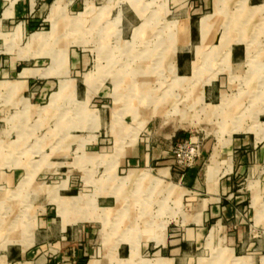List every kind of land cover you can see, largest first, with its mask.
I'll return each instance as SVG.
<instances>
[{
	"label": "rangeland",
	"instance_id": "1",
	"mask_svg": "<svg viewBox=\"0 0 264 264\" xmlns=\"http://www.w3.org/2000/svg\"><path fill=\"white\" fill-rule=\"evenodd\" d=\"M175 1L44 0L39 15L49 22L33 32L40 34L37 39L32 33L0 35V84L16 80L2 73L14 62L16 73L24 68L52 72L30 78L22 89L13 85L0 91V264H8L5 250L29 249L40 232L48 244L32 264L39 257L46 260L38 264H49L54 253L58 264H168L154 262L153 246L157 239L186 243L184 230L192 228L196 217L192 203L204 193L182 194L177 205L181 192L175 187L177 196L164 199L165 187L136 181L142 169L129 166L136 153L130 149L150 141L165 143L171 151L183 134L199 142L200 157L208 145L205 160L216 154L220 161L229 137L253 133V153L236 150L234 158L249 154L250 164L261 158L264 0ZM179 11L211 17L203 27L199 23L201 42L188 78L176 74V52L187 44L189 31L187 22L177 23ZM232 44L246 48V56L229 59ZM193 54L191 50V58ZM73 55L79 60L77 69ZM89 79L94 87L86 102L81 83ZM70 82L78 86L77 94ZM171 161L170 182L182 185L197 161L183 171L174 166L173 156ZM206 171L212 174L211 168L199 170L202 180ZM260 176L236 178L229 199L232 212L208 215L200 245L183 248L186 258L178 264H264ZM111 193L121 197L119 225L113 224L115 213L106 224L99 219L105 206L99 198ZM91 217L99 222H87ZM43 219L54 222L44 229ZM60 219L75 223L72 233L60 234ZM164 222L165 232L154 230ZM82 229L87 237L80 236ZM118 244L125 248L124 258L130 245L124 262L114 253Z\"/></svg>",
	"mask_w": 264,
	"mask_h": 264
},
{
	"label": "crops",
	"instance_id": "2",
	"mask_svg": "<svg viewBox=\"0 0 264 264\" xmlns=\"http://www.w3.org/2000/svg\"><path fill=\"white\" fill-rule=\"evenodd\" d=\"M44 0H0V35H5L4 32L10 31L12 33L13 37L17 36H23L26 34H30L31 36L34 35H40L38 33H33L35 30L38 29V27L41 25L42 22H49V19H41L40 12L46 7V4L43 2ZM179 1V0H178ZM176 0V4L178 3ZM264 2V1H263ZM250 1H249V5ZM39 8L37 13L32 15L36 8ZM195 12H198V10H195ZM192 13L191 15L184 11L180 12L177 15L178 21L177 23L181 24L183 22L188 23V37L186 41V45L184 47H181L176 52L175 57V65H176V74L180 77H186L188 78V73H192V63L195 60V48L200 45L201 42V36L199 32V22L202 18L207 16H200V17H193L196 13ZM212 16V15H209ZM136 18H138L136 16ZM195 19H198L197 21V27L195 26ZM215 19V18H214ZM15 35V36H14ZM210 39H207L208 46L210 44ZM233 45V44H232ZM191 50L194 51L193 58H191ZM77 55H73V62L74 66L73 69L78 68V58H76ZM246 56V48L242 49L239 45H233L230 47L229 52V59L233 61H239L242 58ZM0 65H1V59H0ZM31 73H30V72ZM9 73L11 76H15V81L12 83H4L0 84L1 88L0 91L6 87L13 86L18 87L19 89L25 87V84L29 82L30 78L33 77H42V76H48L52 75L51 70L49 69H27L24 68L21 70V72H17V63H11L9 65H6V68L3 69L2 73ZM26 72V73H24ZM44 73V74H43ZM43 74V75H42ZM89 77H91V74H87ZM91 82V83H90ZM264 82V81H263ZM81 85L85 88V101L88 102L91 98L92 88L94 87V83H92L91 79H89V83L84 82L81 83ZM77 85H74L73 82L69 83V88H74L73 93L77 94ZM117 87H115L114 84V90H116ZM18 89V90H19ZM6 90V89H5ZM11 93V92H10ZM113 97H115V93L112 94ZM115 100L117 98L115 97ZM134 130V129H133ZM263 132V131H262ZM133 133V131H132ZM262 134V133H261ZM259 135V134H258ZM133 136V135H132ZM257 135H254L253 133H249L248 136L244 138H234L229 137L226 141V146L222 147L219 153H223V158L220 156V161H217L216 154L209 155V159L205 160V157L209 154V146L203 147V152L201 154L200 159L197 161L196 165L184 174L183 183L182 185H173L171 184L170 180L172 178L173 171L172 168V156L170 152V146L162 143V142H150L146 141L145 144H140L138 148L136 149H130L131 152H136L133 156H131V160L128 162L129 166L132 165L134 168H139L142 170H137L139 174L135 175L136 181H138L139 184L143 182H148L154 186L161 185L165 187L164 194L166 197L164 199H171L173 196H177V193L175 192V187H178L181 195L174 201V203L179 204L180 198L183 194V196H196L198 192H203V196L201 199H198L196 202L192 203L193 205V214L196 216L195 221L192 225V228L185 229L184 232L186 233V236L189 238L186 240V243L182 244H174L176 241H168L166 239L158 240L156 241L155 245L153 246L155 248V254L156 258L154 262L157 260H164L168 264H178L183 263L185 261L186 255L181 252L183 248H188L190 246H198L200 245V240H202L205 231H206V220L208 215H213L215 212L217 215H229L230 212H232V207L229 204V199L233 196L231 191L233 190L234 183L236 178L241 175H243L247 179H253L254 177H264V158H263V148L257 149L258 153L260 154V159L257 160L255 163L250 164L249 161H247L249 158V154H247V159H241L237 160L234 158V153L236 150L241 149H249V153H253V151L256 149V137ZM261 136V135H260ZM185 136L183 134L177 135L175 138L176 142L184 140ZM127 150V149H125ZM256 152V154H258ZM208 161V164L206 162ZM206 167V170H209L211 168L212 174L206 171L207 176H205V179L202 180L200 177V168ZM155 172V176H150V172ZM131 171H129L130 173ZM132 174V172H131ZM144 177L142 181H139L141 177ZM142 177V178H143ZM210 177V179H209ZM209 179V180H208ZM115 194V193H114ZM111 193L110 195H103L99 200L102 201L105 206L100 209V220L103 224H106L109 221V218L112 214L115 216L117 215L116 219L114 220L115 225L121 224V212L118 211V204H120V198L119 196L114 195ZM178 194H180L178 192ZM73 198V197H69ZM68 198V199H69ZM168 199V200H169ZM238 197H235V200H237ZM172 200V199H171ZM171 205L173 203L171 202ZM87 222L89 223H95L99 222V219H95L94 217H91ZM61 220V219H60ZM67 220V219H66ZM54 221H48L46 219L41 220V224L44 225V229L46 225L52 224ZM54 224V223H53ZM65 224V225H64ZM75 224V223H74ZM70 220H67L66 223L64 220L60 221V227L59 231L60 234L64 235L67 234V232L72 233V227L76 226L74 225ZM113 227V225H111ZM168 228L167 223H161L158 226L156 225V228L154 230L156 231H162L165 232ZM117 230V228H116ZM179 231V229H177ZM180 231H183L180 229ZM44 233V232H43ZM41 232L38 233V238L35 244H32L29 249H25L27 246H25L23 249H13L12 247L5 250V261L8 264H32L34 263V260L38 257V255L41 253L42 249L47 247L48 242L46 239L41 236ZM80 236L87 237L88 233L85 230H80L79 232ZM64 238V237H62ZM191 238V239H190ZM66 240V239H65ZM178 242V241H177ZM191 242V243H189ZM126 244V243H125ZM197 244V245H196ZM138 247V246H137ZM86 250V249H85ZM114 253L117 255L118 259L120 261H123L128 259L130 256V245L127 247V257L124 258V255L126 254L125 248L123 246H120V244L115 245L113 247ZM139 251V248H138ZM179 253H182V258H179ZM76 255V253H73ZM71 255V254H70ZM166 255V256H165ZM72 256V255H71ZM46 259L45 257H39L35 264H38L39 262H44ZM59 256L54 253L49 258V264H58ZM68 261V259L66 260Z\"/></svg>",
	"mask_w": 264,
	"mask_h": 264
},
{
	"label": "built area",
	"instance_id": "3",
	"mask_svg": "<svg viewBox=\"0 0 264 264\" xmlns=\"http://www.w3.org/2000/svg\"><path fill=\"white\" fill-rule=\"evenodd\" d=\"M174 166L179 171L192 167L200 158V144L192 138L176 142L171 148Z\"/></svg>",
	"mask_w": 264,
	"mask_h": 264
},
{
	"label": "bare ground",
	"instance_id": "4",
	"mask_svg": "<svg viewBox=\"0 0 264 264\" xmlns=\"http://www.w3.org/2000/svg\"><path fill=\"white\" fill-rule=\"evenodd\" d=\"M209 19H211V17H206V18L201 19L200 22H199L200 25H202V27H203V24H204L207 20H209ZM208 22H209V21H208ZM207 25H208V23H207ZM207 25H205V26H207ZM184 29H185V28H184ZM202 29H203V28H202ZM204 29H205V28H204ZM14 36H15V35H14ZM32 38L34 39V38H36V36L34 35ZM36 39H37V38H36ZM246 45H247V44H246ZM247 46H248V45H247ZM248 49H249V48H248ZM253 49H254V48H253ZM250 51H252V50H250ZM251 54H253V53H251ZM251 54H250V55H251ZM43 74H44V73H43ZM43 74H42V75H43ZM85 77H86V76H85ZM86 78H88V77H86ZM0 88H1V86H0ZM11 89L13 90V89H15V88L12 87ZM76 199H77V198H76ZM60 210H62V208H60ZM60 212L62 213V211H60ZM159 263H161V262H159ZM156 264H157V263H156Z\"/></svg>",
	"mask_w": 264,
	"mask_h": 264
}]
</instances>
